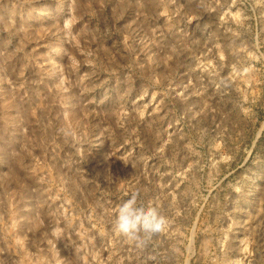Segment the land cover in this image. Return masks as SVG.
<instances>
[{
  "label": "rangeland",
  "instance_id": "obj_1",
  "mask_svg": "<svg viewBox=\"0 0 264 264\" xmlns=\"http://www.w3.org/2000/svg\"><path fill=\"white\" fill-rule=\"evenodd\" d=\"M0 264H264V0H0Z\"/></svg>",
  "mask_w": 264,
  "mask_h": 264
},
{
  "label": "clouds",
  "instance_id": "obj_2",
  "mask_svg": "<svg viewBox=\"0 0 264 264\" xmlns=\"http://www.w3.org/2000/svg\"><path fill=\"white\" fill-rule=\"evenodd\" d=\"M165 223L157 207L138 203L135 192L118 206L112 218L114 230L137 249L146 247L151 238L163 230Z\"/></svg>",
  "mask_w": 264,
  "mask_h": 264
}]
</instances>
